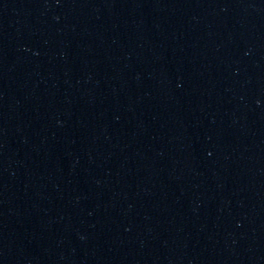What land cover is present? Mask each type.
<instances>
[{
    "label": "water",
    "instance_id": "water-1",
    "mask_svg": "<svg viewBox=\"0 0 264 264\" xmlns=\"http://www.w3.org/2000/svg\"><path fill=\"white\" fill-rule=\"evenodd\" d=\"M0 264H264V0H0Z\"/></svg>",
    "mask_w": 264,
    "mask_h": 264
}]
</instances>
